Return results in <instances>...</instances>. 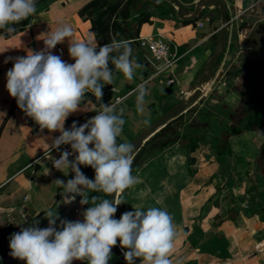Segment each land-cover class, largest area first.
Instances as JSON below:
<instances>
[{
  "label": "crops",
  "instance_id": "0c3cea01",
  "mask_svg": "<svg viewBox=\"0 0 264 264\" xmlns=\"http://www.w3.org/2000/svg\"><path fill=\"white\" fill-rule=\"evenodd\" d=\"M90 1L54 0L35 12L29 24L14 34H0V264H26L10 255L13 233L33 224L47 228L49 222L45 214L48 211L58 214V229L61 220L83 221L82 213L92 206L91 203L81 205L82 196L67 193L62 186L53 183L57 179L66 183L75 174L71 169H56L45 154L51 152V157L57 159L63 151L71 152V146L51 149L59 131L41 130L18 107L6 88V74L15 59L26 56L32 50V43L36 51L45 48L43 33L68 25L73 30L72 42L84 41L93 34L91 20L79 13ZM181 1L195 4L197 0ZM225 2L229 20L223 46L219 7L202 8L195 18L185 22L176 14L163 15L156 8L152 9L156 0L144 1L139 9L136 5L128 31L136 34L140 13H151V21L140 26L136 38L161 36L174 43L180 58L173 67L152 77L155 70L145 62L139 43L131 58L141 67L135 69L133 77L113 74V98L109 104H115L126 121L117 143H130L141 129L165 112L166 106L170 108L181 100L188 102L187 110L180 115L183 121L179 127L172 124L187 133L188 138H199L195 152L189 149L190 142L186 139L146 157L134 175L138 182L120 193L123 203L113 217L119 219L124 212L134 211L133 206L137 205L144 210L148 207L167 210L176 229L170 253L173 264H264L261 214L264 208V132L258 134L256 129L246 128L254 114L264 116V0ZM188 3L186 5H190ZM185 8L192 13L195 6ZM92 38L99 44L95 35ZM68 47L66 40L57 44L52 52L74 63ZM215 53L220 55L214 64V75L203 83L202 77ZM216 84L219 88L215 91ZM203 87L206 89L202 90ZM140 88L146 90L143 111L137 109ZM211 90L209 103L208 91ZM100 110L101 106L86 100L80 104V110L67 118L65 128L70 129L73 122L82 125ZM69 118L73 119L70 123ZM74 159L75 155L69 156V160ZM238 163L246 167L254 163L259 174L257 194L252 193L253 188L241 192L231 182L240 176ZM80 168L94 180V169L84 165ZM242 174L246 176L245 171ZM73 195L75 199L68 203ZM85 195L89 199L110 197L92 190H86ZM231 204L236 209L258 204L261 209L259 212L246 208L247 216L239 215L229 213L228 209L233 208ZM115 248L122 253L127 251L120 247L119 240L112 249ZM73 264H87V259L73 261ZM109 264H122L113 250ZM135 264H140L139 259Z\"/></svg>",
  "mask_w": 264,
  "mask_h": 264
},
{
  "label": "clouds",
  "instance_id": "9594fccd",
  "mask_svg": "<svg viewBox=\"0 0 264 264\" xmlns=\"http://www.w3.org/2000/svg\"><path fill=\"white\" fill-rule=\"evenodd\" d=\"M36 12V0H0V28L11 33L9 25L19 23ZM90 34L84 41L72 42L73 30L68 25L58 26L54 31L43 33L45 48L30 51L17 57L7 71L6 88L16 99L18 107L41 128L49 132L59 131L52 140L51 149L70 145L72 151H63L58 159H52L56 169L74 172V178L57 179L53 183L62 186L67 193L80 195L81 205L91 203L83 213V221L61 220L59 229L57 213L48 211L47 228L36 224L21 228L10 237V255L26 264H73L87 259V264H109L112 248L119 240L127 264H173L170 253L176 236L173 217L165 209L133 206L134 211L124 212L119 219L113 218L123 203L120 193L138 182L132 175L133 146L127 142L117 143L126 121L115 104L101 105V110L82 125L73 122L65 128L67 118L80 110L87 92L102 100L105 85L114 83L113 71L133 77L141 65L131 58L130 42L112 39L111 43L99 45ZM69 42L68 53L74 63L64 61L52 49L57 44ZM122 50V51H121ZM118 55H112V53ZM146 90L138 89L137 109L143 111ZM92 145V147H90ZM75 155L74 160H69ZM80 165L95 171L94 180L89 179ZM86 190L115 194L114 200L85 195ZM75 195L68 199V203ZM99 202L97 203V201Z\"/></svg>",
  "mask_w": 264,
  "mask_h": 264
},
{
  "label": "trees",
  "instance_id": "16d2710c",
  "mask_svg": "<svg viewBox=\"0 0 264 264\" xmlns=\"http://www.w3.org/2000/svg\"><path fill=\"white\" fill-rule=\"evenodd\" d=\"M54 0H36V12L48 7V5ZM141 0H91L87 3L81 10L80 14L86 16L91 20L92 31L95 34L99 45L108 44L112 42V39L115 38L117 41L126 40L130 42L131 55L133 50L139 45V42L132 40L139 35V28L145 22H150L151 13L141 12L137 18V32L133 34L131 31H128L129 20L135 13V6L137 2ZM32 16V15H31ZM31 16L27 19L20 21L19 23L9 25L15 29L14 32L9 33L6 28H0V34L9 36L14 34L19 29L23 28L31 21ZM185 22H190L186 20ZM217 42H219L218 35L215 36ZM31 49L35 50L34 43L31 44ZM122 51V50H121ZM112 55H118L114 52ZM109 67L112 69L113 74H122L115 69V66L109 63ZM103 97L102 100L95 97L90 91L86 93L81 103L86 100H92L97 107L101 106L102 103L109 104L113 98V91L111 85H105L103 88ZM169 109L168 106L165 107V111ZM95 112V111H94ZM92 112V115L94 114ZM175 119H172L168 122L163 128L156 132L146 143L141 147V149L133 157L132 163V175L134 176L138 169L144 163L146 157L159 154L163 149L167 148L169 145L174 144L180 140H189L193 150L198 146L197 142L199 138H188L187 133L181 132L178 128L173 126ZM73 119L69 118L68 122L70 123ZM258 129L264 128V116L262 114H254L246 125L247 129ZM193 127V126H192ZM203 138V136H201ZM200 138V139H201ZM264 146V145H263ZM114 254L121 260L122 264H127L124 259V255L119 248L112 249Z\"/></svg>",
  "mask_w": 264,
  "mask_h": 264
},
{
  "label": "water",
  "instance_id": "95a60500",
  "mask_svg": "<svg viewBox=\"0 0 264 264\" xmlns=\"http://www.w3.org/2000/svg\"><path fill=\"white\" fill-rule=\"evenodd\" d=\"M144 1L146 2L147 0ZM144 1L138 2L136 9H139V7L144 3ZM172 1L174 2L177 8L176 9L177 16L183 20H191L195 18L202 10V8L210 7V6L219 7L221 13V22H222L219 34H220L221 44L222 46L224 45L226 25L229 20L228 7L225 0H197L195 3V9L192 13H189L190 11L185 8V5L181 0H172ZM219 55L220 53H215L210 58L207 67V73H205V75L202 77L203 83L209 81L214 75V64L216 59L219 57ZM187 103L188 102L185 100L179 101L177 104L173 105L167 111L162 113L154 121H152L151 123L146 125L143 129H141L139 133L129 143L133 146L132 156L134 157L135 154L146 143V141L150 139L161 128H163L168 122L183 114V112L187 110V105H188ZM114 196L115 194L110 195L109 200L110 201L114 200Z\"/></svg>",
  "mask_w": 264,
  "mask_h": 264
},
{
  "label": "rangeland",
  "instance_id": "374dc122",
  "mask_svg": "<svg viewBox=\"0 0 264 264\" xmlns=\"http://www.w3.org/2000/svg\"><path fill=\"white\" fill-rule=\"evenodd\" d=\"M156 2H157L156 3V6L155 5H152L151 8L154 9V10L156 8V10H158L160 14H163L164 15V14L171 13V14H176L177 15V12H176L177 11L176 10L177 8H176V6H175V4H174V2L172 0H156ZM184 3H185V6L188 7V9L189 8L191 9V8H193V6H195V4H190L188 2L187 3L190 4V5H186L187 4L186 2H184ZM159 6H160V8H159ZM218 88H219V84H216L213 89L216 91ZM208 94H210V97H209V95H206L205 97L206 98L209 97L207 99V102L210 103L211 97L213 95L212 90L211 91H208ZM200 114H202V113L200 112ZM182 121H183V118H181L180 116H178L177 119L174 120V124L176 125V127H179V125L181 124ZM256 126H257V124H255V127ZM258 128L259 127H256V130L255 131L258 134H261V133L263 134L264 128H261V130L258 129ZM188 146L190 147L189 149L191 151H194L193 148H192V146H191V144H189ZM237 170H240L241 171V172L240 171L238 172V175H240V176H237L236 178L233 179V181H231L235 185L236 189L237 190H240L242 192V190H247V189L253 188V189H251V191H253L252 193L253 194L254 193L257 194V188H256V186L258 185L257 181L259 180V177H258L259 174L257 173L258 170H256L254 168V163H251V165L248 166V167H246L242 163H241V165H239V163H238ZM242 171H245V175L246 176H244V174H242ZM255 196H257V195H255ZM255 196H253V198H252L253 200L255 199ZM231 206L233 208L228 209V210H230V212L228 211L229 213H232L233 212L234 214H237L238 213L239 215H241V214L243 215L244 214L246 216H247V213H249V210L254 211L256 209L257 211H259V208H260L258 204H256V205L253 204L250 207L245 206V207H242L240 209L239 208L236 209L234 204H231ZM246 208H248L249 210H247ZM261 212H263L261 214H262V217L264 218V208H262Z\"/></svg>",
  "mask_w": 264,
  "mask_h": 264
},
{
  "label": "built area",
  "instance_id": "2783aa9c",
  "mask_svg": "<svg viewBox=\"0 0 264 264\" xmlns=\"http://www.w3.org/2000/svg\"><path fill=\"white\" fill-rule=\"evenodd\" d=\"M132 40L140 43L144 50L145 62L155 70L152 77L173 67L180 58L174 43L161 36L145 35ZM204 89L206 88L203 87L202 90ZM119 99L120 97H117V100Z\"/></svg>",
  "mask_w": 264,
  "mask_h": 264
}]
</instances>
